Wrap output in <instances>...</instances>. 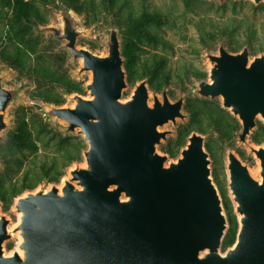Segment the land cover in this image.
I'll list each match as a JSON object with an SVG mask.
<instances>
[{
  "label": "water",
  "instance_id": "1",
  "mask_svg": "<svg viewBox=\"0 0 264 264\" xmlns=\"http://www.w3.org/2000/svg\"><path fill=\"white\" fill-rule=\"evenodd\" d=\"M58 7L60 29L38 31L81 60L74 78L90 75L84 85L89 98L74 94L68 97L72 107L51 105L44 116L61 121L64 135L83 138L84 165L70 169L59 187L15 198L16 226L8 230L10 221L0 216V264H264V145L248 141L258 118L264 125V53L251 58L244 47L233 54L221 42L217 54L205 55L207 80H196L192 88L200 99H221V107L240 122L238 143L258 161L252 176L227 151V188L238 230L222 252L227 220L204 137L192 132L169 163L156 150L169 134L159 129L187 119L181 113L184 96L171 102L163 89L150 103L144 79L121 101L127 85L118 29L108 22L106 55H94L77 47L80 30L66 6ZM5 77L0 72V140L7 111L18 99L17 90L3 86ZM13 234L18 251L6 255L3 244Z\"/></svg>",
  "mask_w": 264,
  "mask_h": 264
},
{
  "label": "rangeland",
  "instance_id": "2",
  "mask_svg": "<svg viewBox=\"0 0 264 264\" xmlns=\"http://www.w3.org/2000/svg\"><path fill=\"white\" fill-rule=\"evenodd\" d=\"M25 1L35 7L40 19L31 25V31L22 43L15 36L16 28L12 24L11 10L0 1V72L6 75L3 86L18 91L17 101L7 111L8 128L1 134L0 187L19 188L22 183L37 182L33 190L24 191L19 196L39 189L47 190L53 185L59 187L62 179L69 177L70 169L76 165H84L82 153L87 145L83 138L76 134L64 135L61 121L46 119L44 116L47 107L51 105L72 107L68 97L74 95H68L62 88L44 78L41 75L44 70L77 83L82 89V94L79 95L89 98L84 85L90 81V75L83 72L80 78H74L81 60L72 59L63 43L53 39L50 34L38 31L48 26L60 29L58 4L63 3L80 30L77 47L100 57L105 56V41L109 36L108 22L112 21L118 29L121 56L123 51L129 53L134 58L135 70L133 81H127L126 77L127 87L122 92L121 101L127 100L135 85L145 79L150 103L153 95L161 98V91L165 89L171 102L184 96V104L189 101L195 106L204 133L196 131L194 125L197 124L182 108L181 113L186 114L187 119H177L175 125L168 123L159 129L168 131L169 134L156 147L157 153L166 155L167 163L175 161L185 142L187 143L185 135L189 136L192 132L201 134L210 161L208 166L211 177L216 172L226 184V196L231 205L225 211L222 204L227 220L225 235L234 217L238 228V215L234 211V203L227 188V151L234 152L248 166L252 176H257L258 161L249 154L247 148L238 143L237 136L224 142L209 126L206 114L214 106L227 112L240 125L234 116L221 107V99H200L192 94V88L196 86V80H207L209 66L205 55L217 54L221 42L233 54L241 52L244 47L248 48L251 58L264 53V3L255 5L252 0H114L108 5L104 0ZM142 13L158 15L160 21L150 24L148 34L138 38L132 29L131 20ZM154 54L163 58L165 70L169 74L168 84L156 92L149 89L148 79L143 75L147 61ZM122 58L124 68V57ZM11 63L19 65V69L14 68ZM197 74L203 77L199 78ZM43 96L57 98L60 103L57 105L44 102ZM258 122L263 125L260 118L257 119ZM21 131L25 132V145L17 143L9 136L10 133L17 135ZM248 141L251 142L250 137ZM205 145L210 148V153ZM252 145L263 146L264 142ZM164 148H169L173 155L165 153ZM14 203L15 198L4 206L0 202V216H5L10 221L8 230H12L18 222ZM18 242L19 237L16 234L5 241V254L12 253ZM226 249L222 245L221 251Z\"/></svg>",
  "mask_w": 264,
  "mask_h": 264
},
{
  "label": "trees",
  "instance_id": "3",
  "mask_svg": "<svg viewBox=\"0 0 264 264\" xmlns=\"http://www.w3.org/2000/svg\"><path fill=\"white\" fill-rule=\"evenodd\" d=\"M5 3L6 7L11 10L12 15V24L16 28L15 36L18 39V42L22 43L24 38L30 33L31 25L36 23L37 19H40L38 16L35 7L26 2L25 0H0ZM69 0H64V2H68ZM106 4L111 5L114 0H104ZM160 21V17L155 14H148L142 13L136 18L131 20L132 29L136 34V37L143 38L148 34V26L153 23H157ZM36 25H34L35 28ZM122 56L124 57V71L126 73L127 81H133L134 79V58L127 53L126 51L122 52ZM11 65L19 69V65L11 63ZM16 65V66H15ZM165 62L160 55L154 54L150 57L149 61L144 68L143 75L145 78L148 79L147 84L150 90L153 92L161 91L165 85L168 84L169 81V74L167 70H165ZM41 75L49 80L52 84L57 85L58 87L62 88L68 95L69 94H82V89L77 83H74L67 78L59 77L56 74L44 70ZM197 77H203L201 74H197ZM42 100L44 102L50 104H57L59 105L60 100L50 96H43ZM204 104H211V102L201 101ZM214 106V105H213ZM184 111H186L191 120L197 124L194 125V128L197 132L204 133V129L202 127L201 122L199 121L198 111L194 105H192L189 101H186L183 107ZM207 122L211 128L219 135L220 139L224 142H229L232 138L237 136V133L240 131L239 123L232 118L227 112L220 109L218 106H214L210 108V111L207 112ZM10 137H13L17 143H22L25 145L26 136L25 132L21 131L18 134H9ZM185 138H188V134L185 135ZM250 140L252 143L256 145H260L264 142V125H261L259 122L257 123L256 128L252 131L250 135ZM186 144V142H185ZM184 144V146H185ZM206 150L210 153V148L208 145H205ZM164 152L168 154H172L169 148H164ZM49 176V173L45 174ZM212 179L214 184L220 194L222 199V204L224 210L227 211L230 209V201L227 198V190L225 188L226 184L222 182L216 172L212 173ZM36 183H22L19 188H9L4 189L0 187V202L3 206L11 201L12 199L21 195L24 191L33 190L36 186ZM230 228L228 233L225 235L222 245L226 248L231 247L236 239L237 233V224L236 218L234 217V221H231Z\"/></svg>",
  "mask_w": 264,
  "mask_h": 264
},
{
  "label": "bare ground",
  "instance_id": "4",
  "mask_svg": "<svg viewBox=\"0 0 264 264\" xmlns=\"http://www.w3.org/2000/svg\"><path fill=\"white\" fill-rule=\"evenodd\" d=\"M16 249V248H15ZM18 251V249H16Z\"/></svg>",
  "mask_w": 264,
  "mask_h": 264
}]
</instances>
